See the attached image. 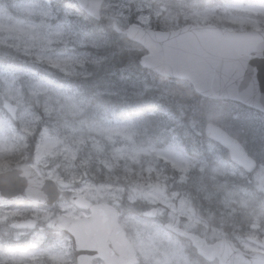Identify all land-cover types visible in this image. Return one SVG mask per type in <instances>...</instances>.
<instances>
[{"label": "clouds", "instance_id": "obj_1", "mask_svg": "<svg viewBox=\"0 0 264 264\" xmlns=\"http://www.w3.org/2000/svg\"><path fill=\"white\" fill-rule=\"evenodd\" d=\"M0 18V62L20 84L0 91V174L15 177L0 185V264H83L62 226L69 212L122 231L133 264H253L264 251V97L221 104L150 57L162 41L176 42L178 64L210 54L212 35L264 42V0H37L28 14L0 0Z\"/></svg>", "mask_w": 264, "mask_h": 264}, {"label": "water", "instance_id": "obj_2", "mask_svg": "<svg viewBox=\"0 0 264 264\" xmlns=\"http://www.w3.org/2000/svg\"><path fill=\"white\" fill-rule=\"evenodd\" d=\"M204 39L210 46V54L190 53L184 64L177 63L182 53L173 41H162L150 59L165 70L178 67L193 87L210 99L259 107L257 102L264 97V42L250 34H216ZM14 181L11 173L0 174V185ZM62 226L75 237L83 264H91L97 251L104 254L106 264H133L131 244L122 231L112 232L102 215L80 219L65 217ZM249 259L253 264H264L262 254L251 252Z\"/></svg>", "mask_w": 264, "mask_h": 264}, {"label": "rangeland", "instance_id": "obj_3", "mask_svg": "<svg viewBox=\"0 0 264 264\" xmlns=\"http://www.w3.org/2000/svg\"><path fill=\"white\" fill-rule=\"evenodd\" d=\"M17 11L20 14H28L31 13L34 10V5L37 3V0H15ZM0 24L2 25H8V19L6 18H0ZM51 49V46H50ZM51 54L55 56V52L52 51ZM3 67L0 66V91H3L5 88H7L9 91H14L18 87H20V84L18 83V77L16 74V67L15 64L11 61H6L2 63ZM116 135L120 137L125 138H131L133 133L131 130L128 129H122L119 130ZM119 151L121 154H124L126 151V148L124 145H121ZM73 158H75V154H73ZM167 159V157H165ZM177 164H182L184 161L179 156L176 157V160L174 161ZM260 178L258 177L257 180ZM87 215L82 216H75L71 212L68 213L66 217L70 218H78V217H85ZM50 260L52 261V264H63V257L52 254L50 256Z\"/></svg>", "mask_w": 264, "mask_h": 264}, {"label": "trees", "instance_id": "obj_4", "mask_svg": "<svg viewBox=\"0 0 264 264\" xmlns=\"http://www.w3.org/2000/svg\"><path fill=\"white\" fill-rule=\"evenodd\" d=\"M53 2L60 9H64L65 7L68 6V0H53ZM3 62H6V61H3ZM3 62H0V66H2V67H3V65H2ZM119 66H120V61L118 59L117 60H113L107 65V70L108 71H116L119 68ZM215 101H218L221 104L223 102H225V101H228V102L232 103L233 105H237V106L243 107V105H241L239 103H236V102H233V101H229V100H215ZM89 154L90 153H89L88 149H84L83 152L80 153V156H81L82 160L85 163L90 162V161H88ZM91 162L94 163V160L91 161Z\"/></svg>", "mask_w": 264, "mask_h": 264}, {"label": "flooded vegetation", "instance_id": "obj_5", "mask_svg": "<svg viewBox=\"0 0 264 264\" xmlns=\"http://www.w3.org/2000/svg\"><path fill=\"white\" fill-rule=\"evenodd\" d=\"M133 248V247H132ZM134 250V249H133ZM253 251L260 253V251H258L257 249H253ZM262 254H264V251H261ZM131 261V260H130Z\"/></svg>", "mask_w": 264, "mask_h": 264}]
</instances>
